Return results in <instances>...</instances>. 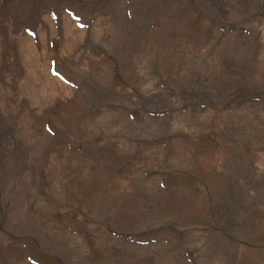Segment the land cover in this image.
Listing matches in <instances>:
<instances>
[{
  "label": "rangeland",
  "instance_id": "1",
  "mask_svg": "<svg viewBox=\"0 0 264 264\" xmlns=\"http://www.w3.org/2000/svg\"><path fill=\"white\" fill-rule=\"evenodd\" d=\"M0 264H264V0H0Z\"/></svg>",
  "mask_w": 264,
  "mask_h": 264
}]
</instances>
